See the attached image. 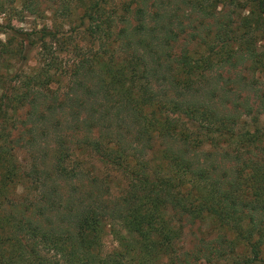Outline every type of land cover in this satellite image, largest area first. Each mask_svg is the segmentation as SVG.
Segmentation results:
<instances>
[{
	"label": "trees",
	"instance_id": "1",
	"mask_svg": "<svg viewBox=\"0 0 264 264\" xmlns=\"http://www.w3.org/2000/svg\"><path fill=\"white\" fill-rule=\"evenodd\" d=\"M40 1L0 0V264H264V0H74L70 30L12 24Z\"/></svg>",
	"mask_w": 264,
	"mask_h": 264
},
{
	"label": "rangeland",
	"instance_id": "2",
	"mask_svg": "<svg viewBox=\"0 0 264 264\" xmlns=\"http://www.w3.org/2000/svg\"><path fill=\"white\" fill-rule=\"evenodd\" d=\"M119 1L120 0H111L109 2V4H110L111 7H114V6L116 7L118 5ZM86 2H88V0H85V3ZM67 5H68L69 9H66V11H69L71 15H74V13H75L74 0H43V2L40 1L39 8L44 9L43 10V14L44 15L37 16L35 14L30 13L29 11L28 12L26 11V12L23 13V16H19V17H16L15 19H13L12 24L16 28H20V29H23V30H33L35 28H41L45 24H48L49 26L57 24L59 26L61 23H63L62 27L64 28V31L65 30H70V25H69L70 20L71 19L73 20L72 24H76V23H79V18L77 19L78 16H70V17H66L65 16V14H64L65 11H63V10H65L64 6L67 8ZM17 6L19 8H21L20 7L21 6L20 1L17 3ZM77 9H78L77 10V15L79 13L81 14V12H82L81 7H78ZM67 18H69V22L66 21V20H68ZM63 19H65L66 23L64 22ZM0 23L4 24L5 25L4 28H6V26H8L7 24H9L10 22L5 20L4 16L1 15L0 16ZM86 26H87V23L85 24V27ZM82 35L87 36L84 33H82V31H80V32L77 33V38H80ZM0 37L1 38H5V37H7V35L4 34V33H0ZM97 47L98 46H96V48ZM63 52L64 53L61 56V59L63 60L64 66H65L66 62L68 64L71 63V61L74 59V57H73V54L71 52H68V51L66 52L65 50ZM35 55H37L36 51L32 50V51L29 52V57L31 58L30 59L31 61H30L29 64L35 65L36 58H37V57L36 58L34 57ZM241 66L242 65H240V67H236V69L234 68L235 69L234 70V76L237 78V80H240V82H241V83H234V88H236V85L237 86L240 85V84L243 85V84H245V82L247 83L249 81V80L246 81L244 79V77H243L244 73H240V72H242V69H240ZM238 73H240V74H238ZM256 76H258V78ZM255 77L256 78H254V79L257 81V84L259 83L258 84L259 86H263L264 85V76H260V74L257 73V74H255ZM66 78H68V77H66ZM66 78L64 77L61 80V82L54 83L53 84L54 89L58 88L57 90H60V91L63 92L65 90L64 86H65V83H66V80H67ZM230 84H231V82H230ZM248 88L251 89V87H248ZM250 95H253L252 91L244 90L242 92V95H240V98H241V100H243V98H245V96H250ZM238 96H239V93L235 92L234 93V98L236 99ZM19 114H21L23 116L22 111H19ZM259 118H260V127H262L264 129V113L260 114ZM20 131H22V129ZM20 131H18V132H20ZM18 132H16V133H18ZM22 142H24L23 141V134L21 136V139H20L19 143L22 144ZM28 152H29V150H28V148L26 146L21 148L20 151H19L20 158H23L24 156L27 157L29 155ZM82 158L87 162L90 171L95 170V172L97 173L98 169L103 170L104 168H106L105 166L103 167L101 165L102 162L98 159V156L93 157V155H89L88 154L87 156H84ZM30 164H31V162L29 163V165ZM116 179H118L116 181V184H115L117 186L119 185V183L122 184L125 181L123 177H118ZM116 189H117V187H116ZM19 190L22 191V188L18 189V191H17L18 194L20 193ZM142 215H144V214L142 213ZM142 219H143V217H142ZM208 225H209V222H206L204 224H199V223L195 224L193 229H192L193 232L195 233V235H191L188 238L186 244H193L194 242L200 241V239L203 238V236H205L207 234L206 232L210 229V226L208 227ZM46 243H47V241L41 240V244L43 246H45L44 244H46ZM117 247H119V242L116 240V238H115L114 234L111 232L110 228H107L106 232H105V234L103 236V240H102V250L105 253H107V252H110V251H114ZM201 264H206V263H201Z\"/></svg>",
	"mask_w": 264,
	"mask_h": 264
}]
</instances>
